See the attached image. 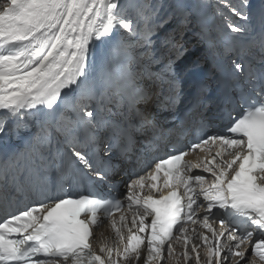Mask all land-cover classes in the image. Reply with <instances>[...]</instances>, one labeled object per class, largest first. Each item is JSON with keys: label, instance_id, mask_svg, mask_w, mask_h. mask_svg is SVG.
Here are the masks:
<instances>
[{"label": "snow or ice", "instance_id": "1", "mask_svg": "<svg viewBox=\"0 0 264 264\" xmlns=\"http://www.w3.org/2000/svg\"><path fill=\"white\" fill-rule=\"evenodd\" d=\"M217 4L230 14L219 13L228 31H249L231 19L249 21L248 0ZM159 12L150 0H9L0 11V133L9 122L17 132L35 128L23 149L0 160V264H138L142 250L145 264H160L165 251L179 264L173 240L182 244L185 262L193 259L191 246L195 264H202L194 236L205 247L204 264H232V257L241 264L246 244L264 261V60L255 72L231 62L233 77L244 81L240 115L226 112L224 127L209 135L212 122L200 114L190 122L195 142L173 147L127 184L130 220L112 195L108 153L131 151L152 124L144 107L148 81L167 85L166 101L178 103L173 65L185 49L170 35L174 57L163 63L153 50L165 22ZM190 12L181 13L185 23ZM259 25L258 41L249 44L258 42L264 54V0ZM98 45L99 69L90 71ZM206 88L200 85L202 95ZM151 134H159L157 125ZM197 150L210 158L185 159ZM104 184L107 196L92 191ZM201 208L199 223L211 236L195 229L188 235ZM103 220L122 247L93 249V228Z\"/></svg>", "mask_w": 264, "mask_h": 264}, {"label": "bare ground", "instance_id": "2", "mask_svg": "<svg viewBox=\"0 0 264 264\" xmlns=\"http://www.w3.org/2000/svg\"><path fill=\"white\" fill-rule=\"evenodd\" d=\"M200 2L204 3L205 0H200ZM0 6H1V3H0ZM248 28H249V26H248ZM95 52H96V50H95ZM96 62L98 63L96 66L99 68L100 59L98 58L96 60ZM125 235H127L126 230H125ZM188 235H193V233L190 232V233H188ZM194 238L199 242L198 243L199 245L203 246L202 241H201V239L198 236H194ZM104 245H107L109 247L118 245V246L122 247V245L119 244V242L117 241L115 233L112 230L111 226H109V225H107L105 228H103L102 230H100L97 233V238H96V249H97V251L99 252V249L102 246H104ZM173 246L175 248V253L176 254H180L179 255V264H195V259H194L195 253L192 251L191 246L189 247L188 251H189V254L193 257V259H191V260H189L187 262H185V259H184L183 255L181 254L182 251H183L182 244L181 243H176ZM142 256H143V250L141 252V257H140V259L138 261V264H142ZM200 257H201L202 264H204V262L206 261L205 251L204 252H200ZM169 259L170 260H169L168 264H176L175 256L173 258H169ZM163 263L164 262L162 261L160 264H163ZM232 264H234V263H232Z\"/></svg>", "mask_w": 264, "mask_h": 264}, {"label": "rangeland", "instance_id": "3", "mask_svg": "<svg viewBox=\"0 0 264 264\" xmlns=\"http://www.w3.org/2000/svg\"><path fill=\"white\" fill-rule=\"evenodd\" d=\"M9 0H0L1 6H0V11L3 9V7H5L8 4ZM166 4V2L164 3ZM98 63L96 62V65ZM245 250V249H244Z\"/></svg>", "mask_w": 264, "mask_h": 264}]
</instances>
